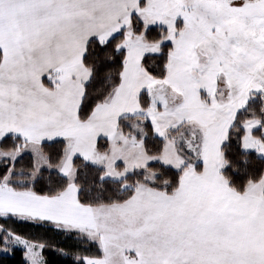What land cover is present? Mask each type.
I'll use <instances>...</instances> for the list:
<instances>
[{
    "label": "snow or ice",
    "instance_id": "6c2138e0",
    "mask_svg": "<svg viewBox=\"0 0 264 264\" xmlns=\"http://www.w3.org/2000/svg\"><path fill=\"white\" fill-rule=\"evenodd\" d=\"M17 225L76 264H264V0H0V256L50 264Z\"/></svg>",
    "mask_w": 264,
    "mask_h": 264
},
{
    "label": "trees",
    "instance_id": "16d2710c",
    "mask_svg": "<svg viewBox=\"0 0 264 264\" xmlns=\"http://www.w3.org/2000/svg\"><path fill=\"white\" fill-rule=\"evenodd\" d=\"M19 231L25 233H33L46 236L50 243L55 245V249L48 248L45 250V255L50 264H76L73 253L76 251V242L72 239H67L62 235H57L54 232L45 233L43 229L33 227L31 225H17ZM64 249L66 254H61L56 249ZM84 254V253H82ZM19 252L16 253L14 258H5L0 256V264H20Z\"/></svg>",
    "mask_w": 264,
    "mask_h": 264
}]
</instances>
